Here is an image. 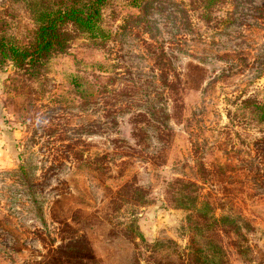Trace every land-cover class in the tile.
<instances>
[{
    "label": "rangeland",
    "instance_id": "374dc122",
    "mask_svg": "<svg viewBox=\"0 0 264 264\" xmlns=\"http://www.w3.org/2000/svg\"><path fill=\"white\" fill-rule=\"evenodd\" d=\"M25 5L0 0L23 44ZM103 26L37 74L0 66V264H192L180 182L238 220L228 264H264V123L244 104L264 98V0H113Z\"/></svg>",
    "mask_w": 264,
    "mask_h": 264
},
{
    "label": "trees",
    "instance_id": "16d2710c",
    "mask_svg": "<svg viewBox=\"0 0 264 264\" xmlns=\"http://www.w3.org/2000/svg\"><path fill=\"white\" fill-rule=\"evenodd\" d=\"M112 1L22 0L23 3H26L25 7L35 25L29 31L30 36L25 44L18 43L14 39H9L10 37L0 34V66L10 62L16 69L22 72L26 71L29 74H37L53 58L60 56L67 58L74 55V53L69 51L71 41L85 40L96 48L97 46L102 48L109 38V33L103 26V11ZM127 1L135 6H138L142 2V0ZM213 1L193 0L194 3H201L202 8L206 10L212 5ZM75 78L82 83L86 81L80 72H77ZM80 82L75 83L77 88ZM244 104L259 121L264 123V98L261 101L246 99ZM180 183H182V188L178 191L177 208L187 209L197 214L196 218L191 216L188 218V228L193 232L188 244L191 263L228 264V254L226 249L221 245L219 233L220 230L228 226V222L234 224L233 231L240 232L238 220L228 215H223L219 218L213 215L209 217L203 215L205 207H209V204L206 201L200 202L198 196L191 189L189 193H184V188H193L195 183ZM138 194L140 196H137V199H135L137 200V205L142 206L146 204L145 195L142 192ZM125 229L134 232V236L137 233V236L143 238L134 220L127 222ZM75 243L77 244L69 248L75 249L79 257L83 256V253L86 251L78 245L79 241ZM161 245L159 241H155L149 247L157 250L156 248L162 247ZM137 264H140V262L137 261ZM142 264L165 263L157 261L155 256H149V259L145 260Z\"/></svg>",
    "mask_w": 264,
    "mask_h": 264
}]
</instances>
